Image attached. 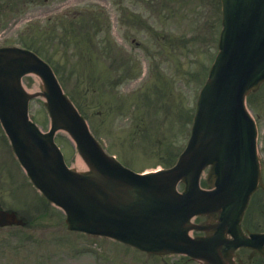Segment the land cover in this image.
Segmentation results:
<instances>
[{"label": "water", "instance_id": "1", "mask_svg": "<svg viewBox=\"0 0 264 264\" xmlns=\"http://www.w3.org/2000/svg\"><path fill=\"white\" fill-rule=\"evenodd\" d=\"M222 9L220 50L200 93L191 136L177 163L157 172L134 173L105 154L49 67L28 54L19 63L43 76L52 129L42 134L27 120V94L18 83L8 82L19 97L18 112L9 113L2 104L8 98L0 97V117L31 178L64 208L70 228L110 235L148 252H186L206 264H234L233 245L223 233L235 230L258 176L255 126L244 95L264 78V0H222ZM56 128L70 133L88 170L65 166L52 142ZM208 163L216 188L205 191L199 176ZM180 180L182 192L176 188ZM200 213L210 222L189 221ZM190 228L215 232L193 239Z\"/></svg>", "mask_w": 264, "mask_h": 264}, {"label": "rangeland", "instance_id": "2", "mask_svg": "<svg viewBox=\"0 0 264 264\" xmlns=\"http://www.w3.org/2000/svg\"><path fill=\"white\" fill-rule=\"evenodd\" d=\"M60 5L75 13L73 28L62 30V39L57 38V28V37L43 39L38 48L54 63L63 88L121 163L134 170L159 167L186 138L185 115L195 104L199 73L204 75L217 51L220 1L30 0L27 15L39 12L57 18L62 13L57 9ZM92 13L103 15L107 28L94 37L93 24L89 22V32L83 25ZM128 64L129 76L123 73ZM120 71V78L111 81ZM24 80L30 90L39 88L35 76ZM106 109L108 113L103 114ZM29 113L46 129L49 116L42 99L31 101ZM56 135L66 161L75 166L78 155L69 137L63 131ZM84 168V164L78 166ZM14 171L21 180L24 172L17 162ZM21 182V186L11 182L0 186V196L7 197L11 206L18 205L20 214L32 218V225L0 227V264L164 263L118 241L98 238L95 244L84 234L69 232L64 213L42 203L27 178ZM97 246L106 251L96 253ZM165 260L199 264L184 262L178 255H166Z\"/></svg>", "mask_w": 264, "mask_h": 264}, {"label": "flooded vegetation", "instance_id": "3", "mask_svg": "<svg viewBox=\"0 0 264 264\" xmlns=\"http://www.w3.org/2000/svg\"><path fill=\"white\" fill-rule=\"evenodd\" d=\"M20 9V2L17 0H0V50L10 48L14 41L24 45V20L21 18ZM252 102L258 128L261 185L251 193L241 220L249 244L238 247L234 251V257L245 264H264V241L259 238L262 242L254 244L252 239L255 233L264 234V82L253 92Z\"/></svg>", "mask_w": 264, "mask_h": 264}, {"label": "bare ground", "instance_id": "4", "mask_svg": "<svg viewBox=\"0 0 264 264\" xmlns=\"http://www.w3.org/2000/svg\"><path fill=\"white\" fill-rule=\"evenodd\" d=\"M75 164H76V166H79V167L82 166L83 162H82V160H81L80 157H78V158L76 159Z\"/></svg>", "mask_w": 264, "mask_h": 264}, {"label": "trees", "instance_id": "5", "mask_svg": "<svg viewBox=\"0 0 264 264\" xmlns=\"http://www.w3.org/2000/svg\"><path fill=\"white\" fill-rule=\"evenodd\" d=\"M166 163H169V162H166Z\"/></svg>", "mask_w": 264, "mask_h": 264}]
</instances>
